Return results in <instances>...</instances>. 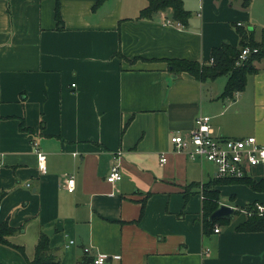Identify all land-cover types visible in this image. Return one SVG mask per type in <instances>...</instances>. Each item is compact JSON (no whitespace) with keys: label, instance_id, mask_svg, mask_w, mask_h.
Wrapping results in <instances>:
<instances>
[{"label":"crops","instance_id":"0c3cea01","mask_svg":"<svg viewBox=\"0 0 264 264\" xmlns=\"http://www.w3.org/2000/svg\"><path fill=\"white\" fill-rule=\"evenodd\" d=\"M97 2L0 0V223L15 227L9 239L24 247L0 243V263L29 264L51 229L61 264L103 253L121 255L108 264H264V229L237 230L246 205H264V191L218 185L220 203L237 210L206 233L203 184L217 167L171 142L208 115L215 135L264 144V63L250 75L254 88L231 100L221 97L228 76L175 75L166 61L206 63L214 47L239 45L235 26L255 29L252 10L184 0L191 16L182 25L171 8L140 18L149 0ZM243 112L251 121L240 132L230 120L243 121ZM34 141L47 155L44 174ZM116 164L123 178L110 182ZM248 176L264 178V163Z\"/></svg>","mask_w":264,"mask_h":264},{"label":"trees","instance_id":"16d2710c","mask_svg":"<svg viewBox=\"0 0 264 264\" xmlns=\"http://www.w3.org/2000/svg\"><path fill=\"white\" fill-rule=\"evenodd\" d=\"M253 0H242L241 5L249 8ZM102 0L94 5L98 6ZM172 9L173 19L182 25H187L191 16V12L185 8L184 0H149L148 5L140 12V18H151L155 13ZM56 17L58 24L61 23L60 4L56 6ZM237 32L240 36L239 45L234 46L231 43H224L212 49L213 61L201 62L198 60H190L187 58H168L166 61L168 66L175 75L182 72H188L200 81L208 79L213 80L221 75L228 76V80L221 97L224 99H235L237 93L244 91L250 75L260 71L259 64L264 61V27L261 29V37H255L254 29L247 28L242 24H236ZM246 47L258 48V52H251L248 57L241 63L237 61L242 50ZM24 127V126H23ZM28 129L27 127H24ZM246 183L256 191H264V178L256 180L251 176L244 178H215L203 184L204 193V227L208 233L209 227H214L218 222L225 224L230 223L227 219H217L214 222L210 220V216L220 204V193L216 188L218 185ZM5 192L0 193V201L4 197ZM243 209L248 211V218L237 226L239 231H262L264 229V214H260L255 203L246 205ZM241 211V210H240ZM239 211V212H240ZM17 229L11 226L8 221L0 223V243L11 245L20 249L24 253V247L15 245L9 237L15 233ZM2 264V263H0ZM29 264H61L60 259L56 256L50 246V236L42 232L36 245L34 258ZM77 264H95L93 256L86 255Z\"/></svg>","mask_w":264,"mask_h":264},{"label":"built area","instance_id":"2783aa9c","mask_svg":"<svg viewBox=\"0 0 264 264\" xmlns=\"http://www.w3.org/2000/svg\"><path fill=\"white\" fill-rule=\"evenodd\" d=\"M168 22L171 21L168 20ZM251 52H258V48H244L237 63L241 64ZM211 61H213L212 58ZM171 142L176 149L185 152L193 160L214 163L217 167V178H244L249 175L252 167L264 163V144L259 143L256 136L227 137L215 135L211 117L208 115L197 116L192 130L188 133L173 134ZM33 145L37 154L38 168L44 174L47 172V155L37 141H34ZM160 160L162 164L167 161L165 153L161 155ZM122 178L123 174L119 164L113 165L108 181L116 182ZM67 187L69 191L74 190V177L67 179ZM256 207L259 213L263 215L264 205L257 203ZM215 231H220L219 225L215 227ZM72 243L74 240H70L69 244ZM85 251L89 252L90 250L85 248ZM111 258L120 259L121 255L111 256L103 253L93 256L95 264H108Z\"/></svg>","mask_w":264,"mask_h":264},{"label":"rangeland","instance_id":"374dc122","mask_svg":"<svg viewBox=\"0 0 264 264\" xmlns=\"http://www.w3.org/2000/svg\"><path fill=\"white\" fill-rule=\"evenodd\" d=\"M238 4L242 2V0H236ZM193 3V0H191ZM250 9L252 10V16L253 20L251 22L252 26H254V33L255 37L258 39L261 37V29L264 26V0H253ZM264 63V61H263ZM246 90H252L254 88V82L252 77H248V82L246 85ZM243 121L241 120H230V125H234V128L237 131L243 132V131H248L249 130V125L251 121V115L248 112H243L242 116ZM238 127L242 130H239ZM32 253V252H31Z\"/></svg>","mask_w":264,"mask_h":264},{"label":"water","instance_id":"95a60500","mask_svg":"<svg viewBox=\"0 0 264 264\" xmlns=\"http://www.w3.org/2000/svg\"><path fill=\"white\" fill-rule=\"evenodd\" d=\"M236 210L237 209L234 206L225 203H220L217 209L214 210L213 213L211 214L210 220L214 222L215 220L222 218L233 219L235 217ZM53 231L54 230L51 229L46 230V232L49 235H52Z\"/></svg>","mask_w":264,"mask_h":264}]
</instances>
